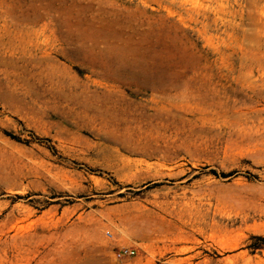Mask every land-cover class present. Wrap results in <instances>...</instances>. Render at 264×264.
Segmentation results:
<instances>
[{"label": "rangeland", "instance_id": "1", "mask_svg": "<svg viewBox=\"0 0 264 264\" xmlns=\"http://www.w3.org/2000/svg\"><path fill=\"white\" fill-rule=\"evenodd\" d=\"M0 264H264V0H0Z\"/></svg>", "mask_w": 264, "mask_h": 264}, {"label": "built area", "instance_id": "2", "mask_svg": "<svg viewBox=\"0 0 264 264\" xmlns=\"http://www.w3.org/2000/svg\"><path fill=\"white\" fill-rule=\"evenodd\" d=\"M132 254H133V252L129 251V249H122L116 255H117V257L122 258L124 256H130Z\"/></svg>", "mask_w": 264, "mask_h": 264}]
</instances>
